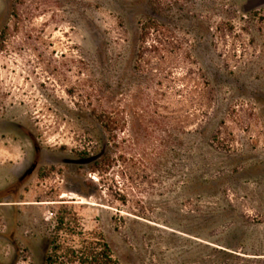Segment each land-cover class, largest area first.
Wrapping results in <instances>:
<instances>
[{
  "label": "rangeland",
  "instance_id": "374dc122",
  "mask_svg": "<svg viewBox=\"0 0 264 264\" xmlns=\"http://www.w3.org/2000/svg\"><path fill=\"white\" fill-rule=\"evenodd\" d=\"M162 2L0 0V264H264V0Z\"/></svg>",
  "mask_w": 264,
  "mask_h": 264
},
{
  "label": "trees",
  "instance_id": "16d2710c",
  "mask_svg": "<svg viewBox=\"0 0 264 264\" xmlns=\"http://www.w3.org/2000/svg\"><path fill=\"white\" fill-rule=\"evenodd\" d=\"M151 4L152 7V16L150 17V19H148L146 22L142 23L141 25V42L142 43H147L148 40L150 38H154V41L157 43H161L162 42V38L163 37H167L166 36V32H167V28L164 25V23H162V21H160V19H164L162 16L163 14L162 12V6H164L162 0H148ZM145 50H143V54ZM99 120L101 121V124L103 126L104 129L109 130V131H113V128L111 123L109 122V120H107V118L103 115L99 117ZM42 178H44L45 176L42 174L41 175ZM106 263L109 264L110 262V253H109V249L106 248ZM109 260V262L107 261Z\"/></svg>",
  "mask_w": 264,
  "mask_h": 264
},
{
  "label": "flooded vegetation",
  "instance_id": "af4514ba",
  "mask_svg": "<svg viewBox=\"0 0 264 264\" xmlns=\"http://www.w3.org/2000/svg\"><path fill=\"white\" fill-rule=\"evenodd\" d=\"M27 179V174L22 178L21 182H24L25 180ZM49 244V246H44V247H41L39 246V251H40V254H42V252H49V250L51 249V242H47ZM47 248V249H46ZM52 261H53V258L52 256H49L47 257V264H52Z\"/></svg>",
  "mask_w": 264,
  "mask_h": 264
}]
</instances>
